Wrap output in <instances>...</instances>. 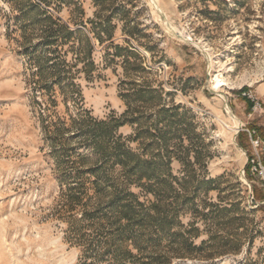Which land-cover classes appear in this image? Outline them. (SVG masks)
Masks as SVG:
<instances>
[{"label": "rangeland", "instance_id": "rangeland-1", "mask_svg": "<svg viewBox=\"0 0 264 264\" xmlns=\"http://www.w3.org/2000/svg\"><path fill=\"white\" fill-rule=\"evenodd\" d=\"M103 143L138 217L82 256L56 208ZM85 260L264 264V0H0V264Z\"/></svg>", "mask_w": 264, "mask_h": 264}, {"label": "trees", "instance_id": "trees-1", "mask_svg": "<svg viewBox=\"0 0 264 264\" xmlns=\"http://www.w3.org/2000/svg\"><path fill=\"white\" fill-rule=\"evenodd\" d=\"M100 147L99 162L87 171L72 170L74 169L72 165L76 161L70 160L72 171L70 170L67 174H64V178L67 180L64 183V188L61 189L59 203L56 208L57 213H62L67 215L68 218H72V220L68 221V226L65 230L66 238L71 244L82 247V256L85 252L87 254V251L92 246L91 242L85 240L86 229L92 228L100 231L105 223L111 221L110 223L116 228V231L115 233L114 231L113 233H106L104 243L108 244L109 238L114 235L119 237L121 242H125L135 229L133 224L138 217L137 207L140 206L134 194L127 192L124 188H119L120 176L113 175L111 178L108 177L114 164L119 163L126 165L128 168L129 164L127 162L131 159V154L120 144L108 147L103 143V146ZM77 157L80 156L77 155ZM80 158L82 159V157ZM86 173L90 174L93 180L85 176ZM101 178L105 179V182L110 184L109 186L112 188V194L105 201L106 203L104 202L105 204L102 203V199L106 195L98 182ZM88 186L93 190L92 194H88ZM79 212L80 217L77 218L76 214ZM111 212L112 214H109ZM83 264H86V260Z\"/></svg>", "mask_w": 264, "mask_h": 264}, {"label": "bare ground", "instance_id": "bare-ground-1", "mask_svg": "<svg viewBox=\"0 0 264 264\" xmlns=\"http://www.w3.org/2000/svg\"><path fill=\"white\" fill-rule=\"evenodd\" d=\"M222 69L226 68V66H224V64H220L219 65ZM230 67H228L229 69ZM211 85H212V88L215 90V91H218L220 85H222L223 83V78H222V74L221 72H218L214 78H211Z\"/></svg>", "mask_w": 264, "mask_h": 264}]
</instances>
